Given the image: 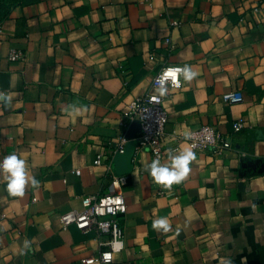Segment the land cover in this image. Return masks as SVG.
I'll return each instance as SVG.
<instances>
[{"label": "crops", "instance_id": "obj_1", "mask_svg": "<svg viewBox=\"0 0 264 264\" xmlns=\"http://www.w3.org/2000/svg\"><path fill=\"white\" fill-rule=\"evenodd\" d=\"M11 49L24 52L25 61H10ZM163 64L189 66L197 76L183 79L164 102L161 162H169L168 149L191 148L175 135L204 125L247 155L193 150L189 175L166 189L145 171L150 152H136L124 190L125 248L113 264H264V0L15 5L0 34V91L12 96L10 105L0 103V160L16 153L40 183L21 198L0 179V264H84L98 256L95 231L63 228L58 216L80 211L83 196L109 183L95 157L111 156L119 137L136 136L120 125L122 114L156 92L151 80ZM235 91L242 102L226 103L224 94ZM73 104L86 111L69 115ZM239 118L244 128L235 134ZM160 218L169 231L153 227Z\"/></svg>", "mask_w": 264, "mask_h": 264}, {"label": "built area", "instance_id": "obj_2", "mask_svg": "<svg viewBox=\"0 0 264 264\" xmlns=\"http://www.w3.org/2000/svg\"><path fill=\"white\" fill-rule=\"evenodd\" d=\"M150 5V0H142ZM254 11H258L257 8ZM171 27H178L179 22L172 21ZM2 33V23H0V34ZM163 45L169 50H174V45L170 38L163 39ZM8 59L12 62H24V52L11 49ZM149 60H155V54L149 55ZM183 68L180 65L163 64L151 80V87L156 92H148L145 95L134 99L129 103L127 110L122 114L120 125L128 128L132 124L139 125V132L135 138L136 152L148 150L153 159L165 158L163 149V138L165 136V126L168 122V115L164 108V102L172 97L175 91L183 86V77L177 74L167 73V69ZM161 87L166 88L164 95L159 94ZM223 100L228 104L241 103L243 98L240 92H229L224 94ZM244 128V119L239 118L232 126L233 133H240ZM189 137L175 135L176 141H186L194 151H209L215 156H222L229 152H235L240 157H246V153L233 148L228 136L220 134L213 126L204 125L197 130L187 134ZM128 140L119 137L113 144L114 150L111 156L97 154L93 162L94 166H104L110 174L109 183L96 195L83 196L81 199L82 209L71 211L58 216L59 223L63 228L68 225H75L82 232L95 231L100 247L98 256H91L83 259L82 262L98 264H113L114 256L120 254L125 248L124 242V216L127 212V205L124 198V190L129 184L128 175H117L114 169L113 159L116 154H122ZM177 150L175 146L173 148ZM75 174L80 175V170H75ZM156 194L162 195L161 190H156Z\"/></svg>", "mask_w": 264, "mask_h": 264}, {"label": "clouds", "instance_id": "obj_3", "mask_svg": "<svg viewBox=\"0 0 264 264\" xmlns=\"http://www.w3.org/2000/svg\"><path fill=\"white\" fill-rule=\"evenodd\" d=\"M166 72L180 75L188 82L197 76V73L189 66L167 69ZM165 92L166 88L161 87L159 89L160 95H164ZM11 102V94L0 91V103L7 106ZM65 111L69 115H78L86 109L73 104L69 105ZM188 138L185 134V139ZM195 159L196 154L192 148L185 150L168 149V163H162L159 158L153 159L145 166V171L149 173L156 184L171 189L173 185L180 184L186 179L191 172L190 164ZM0 179L6 183V190L10 196L21 198L25 195L29 185L38 188L40 183L35 176L29 175L26 161L16 153H11L0 160ZM153 227L164 232L170 230V224L166 218L154 220ZM25 246H28L27 243ZM227 264H231V261H228Z\"/></svg>", "mask_w": 264, "mask_h": 264}, {"label": "water", "instance_id": "obj_4", "mask_svg": "<svg viewBox=\"0 0 264 264\" xmlns=\"http://www.w3.org/2000/svg\"><path fill=\"white\" fill-rule=\"evenodd\" d=\"M129 129L135 130L136 136L139 132V125L134 123ZM127 139L128 142L122 154H116L113 159L115 173L117 175H129L132 170V163L135 156L136 141L135 138Z\"/></svg>", "mask_w": 264, "mask_h": 264}, {"label": "trees", "instance_id": "obj_5", "mask_svg": "<svg viewBox=\"0 0 264 264\" xmlns=\"http://www.w3.org/2000/svg\"><path fill=\"white\" fill-rule=\"evenodd\" d=\"M26 0H1L0 3V23L9 15L11 9L17 5L25 2Z\"/></svg>", "mask_w": 264, "mask_h": 264}, {"label": "rangeland", "instance_id": "obj_6", "mask_svg": "<svg viewBox=\"0 0 264 264\" xmlns=\"http://www.w3.org/2000/svg\"><path fill=\"white\" fill-rule=\"evenodd\" d=\"M0 3H1V0H0Z\"/></svg>", "mask_w": 264, "mask_h": 264}, {"label": "snow or ice", "instance_id": "obj_7", "mask_svg": "<svg viewBox=\"0 0 264 264\" xmlns=\"http://www.w3.org/2000/svg\"><path fill=\"white\" fill-rule=\"evenodd\" d=\"M169 75H171V73Z\"/></svg>", "mask_w": 264, "mask_h": 264}]
</instances>
